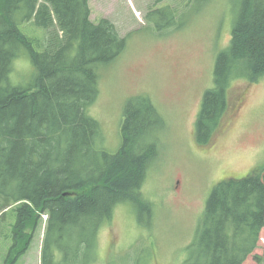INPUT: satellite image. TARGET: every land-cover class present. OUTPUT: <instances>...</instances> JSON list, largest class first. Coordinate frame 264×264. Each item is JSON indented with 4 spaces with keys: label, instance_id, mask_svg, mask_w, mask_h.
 Returning a JSON list of instances; mask_svg holds the SVG:
<instances>
[{
    "label": "trees",
    "instance_id": "16d2710c",
    "mask_svg": "<svg viewBox=\"0 0 264 264\" xmlns=\"http://www.w3.org/2000/svg\"><path fill=\"white\" fill-rule=\"evenodd\" d=\"M90 1L0 0V225L16 212L4 239L13 249L23 245L22 254L32 240L28 226L47 214L43 264L55 261L68 229L80 239L76 258H86L119 204L130 202L139 214L155 208L142 192L157 150L149 135L163 124L152 100L128 101L117 152L98 144L101 125L89 109L99 95V71L123 52L126 39L109 19L92 20ZM231 38L196 120L202 145L223 124L232 81L264 76V0H241ZM23 56L34 73L28 85H15L11 74ZM263 228L264 166L215 184L184 264H244ZM10 256L4 264H16Z\"/></svg>",
    "mask_w": 264,
    "mask_h": 264
},
{
    "label": "rangeland",
    "instance_id": "374dc122",
    "mask_svg": "<svg viewBox=\"0 0 264 264\" xmlns=\"http://www.w3.org/2000/svg\"><path fill=\"white\" fill-rule=\"evenodd\" d=\"M240 3L90 1L92 20L109 19L126 39L123 52L99 71V95L89 109L101 125L98 144L117 152L128 101L138 95L152 100L163 124L149 135L157 150L142 192L155 208L152 215L139 214L132 203L119 204L98 235L96 251H85L86 258H76L80 239L76 229H68L60 253L49 264H184L215 184L264 166V76L254 82L235 78L228 113L214 139L202 145L195 134L204 95L215 85L217 57L230 44ZM33 73L31 60L23 56L15 61L12 83L28 85ZM16 219L11 210L0 225V264L13 244L4 235ZM47 221L43 213L36 226H28L26 239L32 240L26 253L17 254L20 245L10 256L21 255L16 264H43ZM255 254L264 264V228L259 247L244 264H259Z\"/></svg>",
    "mask_w": 264,
    "mask_h": 264
},
{
    "label": "flooded vegetation",
    "instance_id": "af4514ba",
    "mask_svg": "<svg viewBox=\"0 0 264 264\" xmlns=\"http://www.w3.org/2000/svg\"><path fill=\"white\" fill-rule=\"evenodd\" d=\"M11 248H12V246H11ZM11 248L9 249L8 255H9V254L11 255V253H12L11 250H12L13 248H12V249H11ZM15 249H18V246H17ZM13 250H14V249H13ZM22 250H24V249H20V250L17 252V254L20 253ZM19 257H20V255H19V256H15L14 258H15L16 260H18Z\"/></svg>",
    "mask_w": 264,
    "mask_h": 264
}]
</instances>
